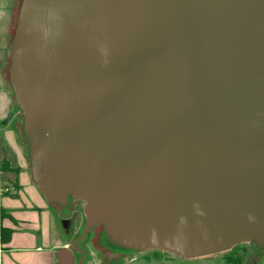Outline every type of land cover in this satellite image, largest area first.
<instances>
[{
    "label": "water",
    "instance_id": "water-1",
    "mask_svg": "<svg viewBox=\"0 0 264 264\" xmlns=\"http://www.w3.org/2000/svg\"><path fill=\"white\" fill-rule=\"evenodd\" d=\"M9 76L33 182L85 204L69 264L96 225L186 259L264 243V0H23Z\"/></svg>",
    "mask_w": 264,
    "mask_h": 264
},
{
    "label": "crops",
    "instance_id": "crops-1",
    "mask_svg": "<svg viewBox=\"0 0 264 264\" xmlns=\"http://www.w3.org/2000/svg\"><path fill=\"white\" fill-rule=\"evenodd\" d=\"M11 106L0 77V264H60L68 247L57 235L53 202L33 182L16 132L2 124ZM1 229L9 232L7 242Z\"/></svg>",
    "mask_w": 264,
    "mask_h": 264
},
{
    "label": "rangeland",
    "instance_id": "rangeland-1",
    "mask_svg": "<svg viewBox=\"0 0 264 264\" xmlns=\"http://www.w3.org/2000/svg\"><path fill=\"white\" fill-rule=\"evenodd\" d=\"M23 0H0V77L3 88L12 100V118L7 122L16 132L24 156L29 159V146L24 133V113L16 107V98L10 82L12 42L17 29ZM5 119V118H4ZM2 122V121H1ZM30 166V165H29ZM65 207L51 204L57 235L67 243L81 236L87 218L84 202L70 197ZM85 252L84 264H264V243H241L232 248L206 257L186 259L162 250L150 249L139 252H124L110 248L104 240L103 227L96 225L78 244ZM80 255L72 252V263L78 264ZM60 264H69L59 259Z\"/></svg>",
    "mask_w": 264,
    "mask_h": 264
},
{
    "label": "trees",
    "instance_id": "trees-1",
    "mask_svg": "<svg viewBox=\"0 0 264 264\" xmlns=\"http://www.w3.org/2000/svg\"><path fill=\"white\" fill-rule=\"evenodd\" d=\"M8 230L1 229V241L7 242L8 241Z\"/></svg>",
    "mask_w": 264,
    "mask_h": 264
}]
</instances>
